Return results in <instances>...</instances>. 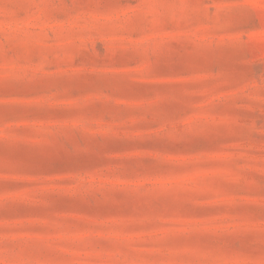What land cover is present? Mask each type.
I'll use <instances>...</instances> for the list:
<instances>
[{"label": "rangeland", "instance_id": "1", "mask_svg": "<svg viewBox=\"0 0 264 264\" xmlns=\"http://www.w3.org/2000/svg\"><path fill=\"white\" fill-rule=\"evenodd\" d=\"M0 264H264V0H0Z\"/></svg>", "mask_w": 264, "mask_h": 264}]
</instances>
